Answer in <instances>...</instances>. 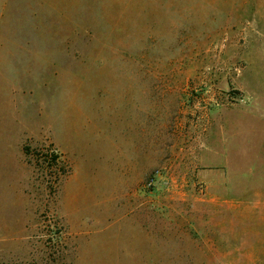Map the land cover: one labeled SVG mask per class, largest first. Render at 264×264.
<instances>
[{
  "label": "rangeland",
  "instance_id": "obj_1",
  "mask_svg": "<svg viewBox=\"0 0 264 264\" xmlns=\"http://www.w3.org/2000/svg\"><path fill=\"white\" fill-rule=\"evenodd\" d=\"M0 264H264V0H0Z\"/></svg>",
  "mask_w": 264,
  "mask_h": 264
},
{
  "label": "trees",
  "instance_id": "obj_2",
  "mask_svg": "<svg viewBox=\"0 0 264 264\" xmlns=\"http://www.w3.org/2000/svg\"><path fill=\"white\" fill-rule=\"evenodd\" d=\"M41 152H42V151H39V152L37 153V155L40 156ZM25 153H26V155H30V153H28V151H26V150H25ZM52 156H53V161L58 162L59 156L56 155V154H53ZM63 174H64V173H63Z\"/></svg>",
  "mask_w": 264,
  "mask_h": 264
}]
</instances>
